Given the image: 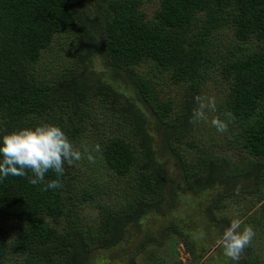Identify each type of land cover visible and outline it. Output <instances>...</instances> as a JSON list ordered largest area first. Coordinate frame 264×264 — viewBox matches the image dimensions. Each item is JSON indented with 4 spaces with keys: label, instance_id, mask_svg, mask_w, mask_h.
<instances>
[{
    "label": "trees",
    "instance_id": "obj_1",
    "mask_svg": "<svg viewBox=\"0 0 264 264\" xmlns=\"http://www.w3.org/2000/svg\"><path fill=\"white\" fill-rule=\"evenodd\" d=\"M92 3L0 0V135L51 123L95 152L65 164L58 189L30 184V170L0 181V264H135L143 254L165 264V236L182 241L192 264H207L210 242L194 244L196 216L183 204L198 207L213 243L234 219L252 226L239 264H264V0H158L151 16L144 0ZM61 39L72 66L55 70L42 60ZM142 63L166 72L173 94ZM212 70L225 85L213 112L228 124L220 142L192 132ZM149 217L165 222L154 231ZM219 247L224 264H236Z\"/></svg>",
    "mask_w": 264,
    "mask_h": 264
},
{
    "label": "clouds",
    "instance_id": "obj_2",
    "mask_svg": "<svg viewBox=\"0 0 264 264\" xmlns=\"http://www.w3.org/2000/svg\"><path fill=\"white\" fill-rule=\"evenodd\" d=\"M206 110L216 111L214 98H207L206 102L200 100L198 108L193 111V117L207 120ZM225 116L228 120L233 118L231 113H225ZM210 123L219 133L228 129L227 122L218 116L212 118ZM99 148V145L95 146V150L99 151ZM81 159L82 152L74 147L67 134L56 124L21 127L0 135V181L8 176H27L30 170L32 175L27 176L30 184H42L44 190L58 189L62 186L59 177L65 172V164L72 165ZM88 159H92L91 155ZM50 170L55 172L57 178L45 181V174ZM204 236L205 233L201 231L199 238ZM254 236L252 226L246 225L240 229V221L234 219L223 229L219 243L224 255L239 264L243 250Z\"/></svg>",
    "mask_w": 264,
    "mask_h": 264
},
{
    "label": "rangeland",
    "instance_id": "obj_3",
    "mask_svg": "<svg viewBox=\"0 0 264 264\" xmlns=\"http://www.w3.org/2000/svg\"><path fill=\"white\" fill-rule=\"evenodd\" d=\"M92 1H93V3L91 5H94L95 0H92ZM157 2H158V0H144L142 8L146 11V13L149 16H151L154 8L157 6ZM229 32L230 31L227 30L226 34H218L219 37L217 39V42L221 43V45L218 47L219 49L217 48L218 51H225L228 48L229 42L231 41L230 40L231 38L227 37ZM219 38H221V39H219ZM60 41H61V44L60 43L54 44V50L53 51L55 53H53V57L51 56V54L45 53L44 54L45 58L42 60V64H48L49 66L54 65L55 70L58 67H60V65L72 66L71 61H70L71 55L67 53L65 46L62 45V43H64L62 41V39ZM100 63H101V61L99 59H97V61H95V63H94L95 64L94 67L97 68V71L99 73L102 72V71H100V67H99V66H102V64L100 65ZM138 69L141 72H145V74L148 78H151L154 82H156V85H158L160 87V89L162 90V92L164 94H167V95L170 94L171 95L175 91L174 90L175 86L172 83H169V80L166 76V72L158 71L157 69L151 67L147 63H144V64L142 63L140 66H138ZM149 69H150V71H148ZM120 72H121V76H122L124 82H126L128 85H132L130 82L129 73L125 69L120 70ZM106 75H109V74H106ZM131 89H133V86L131 87ZM199 93H200V95L198 98H200V99H197V105L198 106H199L200 100H205V102H206L207 98H214L215 103H217L219 98L224 96V94H225L224 81L220 78V75L217 73V71L212 70V72L208 75V78L203 80L202 87H201ZM198 106L196 108H198ZM177 107H179V106H177ZM143 110L146 112L148 111L146 108H143ZM206 111H207L208 119L207 120H200L197 123H195L193 126L194 129L192 130V132L197 134L198 136L203 137L204 140L211 139V136L213 134L214 137L217 136V138H218L217 141L220 142V140L224 139L223 133H218L216 131V129L211 126L210 121L214 117V115H213L212 111H210V110H206ZM210 133H212V134L210 135ZM182 147H184V149H186V150H190L191 152L193 151L192 149H189V147H185V145H182ZM85 149H87V151H85ZM88 149H90V150H88ZM81 150H82L81 151L82 152V160H84L86 162L89 161L88 156L91 155L90 153H92V154L95 153L93 151V149L89 148V146H85V148H82ZM232 151L230 149H228L225 152L231 154ZM91 157L93 158V155H91ZM172 166L173 165H170V166L168 165V167H171V168H172ZM172 175L174 178H176V180H180V178H181L179 176V174L175 173L174 171L172 172ZM197 208L188 207L186 204H183L184 212H186L188 214V213H190L191 209H193V213L196 216L194 218V221H196V223L193 224V228H194L195 233L192 232L193 235H195L194 238H196L194 240V242H195L194 244L197 245L199 249L203 248L202 247L203 241L204 240L206 241V239H207L210 243H209L207 250H206V248L205 249L203 248L204 255H203L202 259L203 260L207 259L208 260L207 264H224L225 262H223L222 258L219 257V249H221L219 247L220 239L217 242L213 243L214 239L208 238L207 234L205 235L204 240H203V238L202 239L199 238V232L203 231V229H202V227H200V225H199L200 223L197 222L199 220V219H197L198 213H199V211L196 210ZM88 209L93 211V212L96 211V209L94 207L93 208L90 207ZM164 222H165L164 217H151L150 219H148L147 227L149 229L155 231L156 229L158 230L159 227ZM240 229H242V228H240ZM140 236H141V234H138L137 237H140ZM137 237H136V239H137ZM211 237H213V236L211 235ZM191 238H192V236H191ZM163 244H164V246H162L160 248V253L164 254L163 256H164L165 264H174L173 263L174 261H172L173 258H177L180 264H192L191 258L189 256V252H187V250H185V247L183 246L182 241H180L178 238H176L174 236H170V237L165 236L163 239ZM149 249L151 251H153L152 246H150ZM214 250H216L217 253H215ZM107 252L108 251H102L101 250V251H99L100 254L99 253L98 254H99V256H101V254H104V253L107 254ZM95 257H98V256H95ZM171 258H172V260H171ZM167 260H168V262H167ZM92 261H93V259H92ZM96 261H98V259H94L93 263H95ZM134 262H135V264H151V261L147 258V254L137 256L135 258Z\"/></svg>",
    "mask_w": 264,
    "mask_h": 264
}]
</instances>
